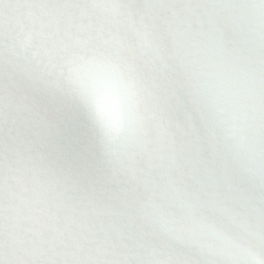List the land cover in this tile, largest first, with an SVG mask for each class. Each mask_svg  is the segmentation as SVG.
Masks as SVG:
<instances>
[{"label": "snow or ice", "instance_id": "snow-or-ice-1", "mask_svg": "<svg viewBox=\"0 0 264 264\" xmlns=\"http://www.w3.org/2000/svg\"><path fill=\"white\" fill-rule=\"evenodd\" d=\"M0 264H264V0H0Z\"/></svg>", "mask_w": 264, "mask_h": 264}]
</instances>
